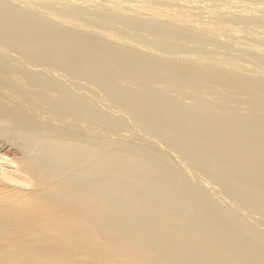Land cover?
<instances>
[{"label":"rangeland","instance_id":"374dc122","mask_svg":"<svg viewBox=\"0 0 264 264\" xmlns=\"http://www.w3.org/2000/svg\"><path fill=\"white\" fill-rule=\"evenodd\" d=\"M0 121L42 196L87 199L118 254L264 264V0H0ZM29 220L0 215V244L111 263Z\"/></svg>","mask_w":264,"mask_h":264},{"label":"bare ground","instance_id":"6f19581e","mask_svg":"<svg viewBox=\"0 0 264 264\" xmlns=\"http://www.w3.org/2000/svg\"><path fill=\"white\" fill-rule=\"evenodd\" d=\"M22 27V26H21ZM29 28V27H28ZM17 29V28H16ZM33 29V28H32ZM46 29V28H45ZM35 30H37V29H35ZM23 31H24V29H23ZM59 41V40H58ZM170 67V66H169ZM3 91V90H2ZM4 99V98H3ZM15 101V100H14ZM9 103V102H8ZM26 104V103H25ZM30 104V103H29ZM20 105H21V103H20ZM34 105V104H33ZM31 109V108H30ZM32 110V109H31ZM24 112V111H23ZM39 116V115H38ZM3 117V116H2ZM14 121V120H13ZM1 122V121H0ZM9 122H10V120H9ZM2 123V122H1ZM3 123H5V124H7L6 122H3ZM2 123V124H3ZM2 124H0V130L1 131H5V129H6V127H4V129H3V125ZM15 124V123H14ZM2 125V126H1ZM6 126V125H5ZM8 126V125H7ZM10 126V125H9ZM12 129V128H11ZM26 134H24V136H25ZM7 136V135H6ZM21 137V136H20ZM19 138V137H18ZM22 139L24 138L23 137V135H22V137H21ZM21 138H19V140H21ZM15 140V139H14ZM14 144V143H13ZM54 145V144H53ZM58 145V144H57ZM14 147V146H13ZM60 147V146H59ZM54 148V150H58L57 149V147L56 146H54V147H52V149ZM56 148V149H55ZM51 151V150H50ZM55 152V151H54ZM52 153V152H51ZM24 166V165H23ZM22 165H21V163L19 164V161H18V159L16 158V154H15V152L14 151H12L11 150V148H9L8 147V145H4V144H0V215L2 216V217H4L5 219H13L14 220V222H12V223H14L15 224V221L16 220H18V222L21 220V219H26V220H29V223H30V221L31 220H33V221H35V220H44L45 222L43 223V226L42 227H40L39 228V225L40 224H38V226H34V230H32V229H30V231L31 232H29V229H27L28 230V235H32V236H39L40 234H44V233H46L45 231H44V228H46L47 226L49 227L50 225L51 226H53L54 224H56L57 225V228L58 227H60L61 229H63V230H65L66 232H67V230H69L70 228H69V226H71V230H73V231H75V233L77 232V231H79L77 228H82V230L84 231H79L80 233L82 232V238H81V235H80V233L79 232H77V233H79V235H78V238H79V240L78 241H80V242H78L77 241V243H79V244H82V245H79V247L80 246H82L83 247V245L85 246L83 249H85L86 251H87V249H86V247L88 248V249H90V248H92V247H100V246H98V245H102V244H100L99 242H98V238H100V237H98V235L95 233V231L92 229V227L91 226H89L88 227V223H87V220H85L86 221V223H87V226L85 225L86 223H85V221H84V218H82V214H83V212H85V210H86V208H87V206H88V204H87V199H80L79 201H74L73 199H72V197L70 196V195H65L64 197L62 196V194H61V196H58L61 192L56 188V185H54V183H53V185L55 186V187H53V185H51L52 186V188H51V192H55V195H56V193L58 194L56 197H58V198H60L59 200L61 201V199H62V201L60 202V201H58L57 203H56V201L54 202V204L53 203H50L49 201H47V198L49 197V198H51V197H53V195H51L52 193H50V196H42V194L40 193V189H42V187H44V188H47V187H45V179L44 178H39V176L37 175V174H34L35 173V171H34V173L32 172V175H31V172L29 173L27 170H26V168H24ZM32 169V168H31ZM30 169V170H31ZM45 173V172H44ZM46 175H47V173H46ZM37 176V177H36ZM48 176V175H47ZM48 181H50V179L48 180ZM53 181V180H52ZM47 184V183H46ZM47 186V185H46ZM50 186V187H51ZM56 188V189H55ZM48 189V188H47ZM60 189V188H59ZM63 193V192H62ZM65 194V193H64ZM56 197H53V198H55L56 199ZM57 198V199H58ZM52 199V198H51ZM51 199H48V200H51ZM52 200V201H53ZM60 202V203H59ZM56 203V204H55ZM59 203V204H58ZM84 215V214H83ZM86 218V217H85ZM40 221V222H41ZM39 222V223H40ZM6 223V222H5ZM32 223V222H31ZM35 223V222H34ZM42 223V222H41ZM3 224V223H2ZM11 224V223H10ZM17 224V223H16ZM19 224H20V222H19ZM18 224V225H19ZM28 224V223H27ZM32 225V224H31ZM34 225V224H33ZM27 226V225H26ZM50 226V229L49 230H54V229H51V228H53V227H51ZM37 227V229H35ZM85 227H88V228H85ZM91 227V228H90ZM31 228V227H30ZM33 228V227H32ZM39 228V229H38ZM55 229H57L56 228V226L54 227ZM60 228H59V230H60ZM72 228H75V229H72ZM59 230H58V232H59ZM63 230L61 231L60 230V232H63ZM77 230V231H76ZM46 231H48L47 230V228H46ZM55 231V230H54ZM54 231L52 232L51 231V233H53L54 234ZM65 231L63 232V233H65ZM25 232H27V231H25ZM44 232V233H43ZM69 232H71L70 230H69ZM21 233V232H20ZM55 233H57L56 231H55ZM75 233H73V234H75ZM77 233H76V235H77ZM26 234V233H25ZM67 234V233H66ZM69 234V233H68ZM68 234H67V236H68ZM44 235H46V234H44ZM44 235H42V239H43V241H45L44 240V238L43 237H45ZM51 235V234H50ZM49 235V236H50ZM71 235V234H70ZM69 235V236H70ZM48 236V235H47ZM55 236V235H54ZM61 236H62V233H61ZM64 236V235H63ZM66 236V237H67ZM71 236H73V235H71ZM4 237V236H3ZM52 237H53V235L51 236V238L50 239H48V241H51L52 240ZM57 237V234H56V236H55V239H57L56 238ZM75 237V236H74ZM28 238V237H27ZM37 238V237H36ZM36 238L34 239V244H36L37 243V245H39V243H41V242H38L39 240L40 241H42L41 239H37V242L35 243V240H36ZM39 238V237H38ZM22 239V238H21ZM33 239V238H32ZM54 239V238H53ZM61 239V238H60ZM71 239H75V238H71ZM11 240V239H10ZM22 240H24V239H22ZM62 240V239H61ZM60 240V241H61ZM70 240V239H69ZM75 240H77V239H75ZM4 241V240H3ZM46 241H47V239H46ZM53 241V240H52ZM56 241V240H55ZM59 241V242H60ZM71 241V240H70ZM70 241H68L67 243H69ZM73 241V240H72ZM102 241V240H101ZM4 242H8L7 240L6 241H4ZM4 242H3V244H0V264H56V263H54L56 260H52L54 257L53 256H51V257H53L52 259H51V257H48L47 259H46V257H44V258H41L40 259V256H36V257H34L33 258V256H32V254H27L26 253V251H27V249H29V248H25V249H21L22 251H25L24 252V254H22L21 253V251H19L18 250V252H17V250H15V248L12 246L13 245V241H12V245H10V244H4ZM32 242V241H31ZM62 242V241H61ZM73 242H75V241H73ZM82 242V243H81ZM20 243V242H19ZM55 243V242H54ZM63 243H66V242H63ZM66 243V244H67ZM102 243H104V241H102ZM28 244V243H27ZM32 244V243H31ZM57 244H59L58 242H57ZM72 244V243H71ZM15 245V244H14ZM60 246L62 245V243H60L59 244ZM75 245V244H74ZM46 246L47 245H44V247H45V249H46ZM67 246V245H66ZM78 246V245H77ZM103 246V247H102ZM101 247L103 248V250L101 251V252H103L104 250L106 251V253H107V255L109 254V255H113V256H115L114 258H117L118 259V261H114V262H116V263H113L112 262V257L113 256H110L111 258H110V261H111V263H113V264H139V263H135V261L133 262V258H131L130 256L128 257L127 256V253H121L120 254V252H119V254H118V252H117V250H116V252H115V250L112 248V247H110L109 245H106L105 243L102 245ZM21 247V246H20ZM24 247H26V246H24ZM28 247V246H27ZM30 247H31V245H30ZM38 247H40V245L38 246ZM37 247V249H40V248H38ZM41 247H42V249H43V245H41ZM49 247V246H48ZM50 248H52V247H50ZM60 248V247H59ZM68 248V247H67ZM67 248H66V250H67ZM71 248V247H70ZM77 248V247H76ZM18 249V248H17ZM32 249H34V248H32ZM48 249V248H47ZM63 250H64V248H62ZM61 249V250H62ZM80 249V248H79ZM78 249V250H79ZM82 249V250H83ZM93 249V248H92ZM114 251H113V250ZM41 250V249H40ZM55 250V249H54ZM60 250V251H61ZM66 250H65V252H66ZM71 250H73V249H71ZM81 250V249H80ZM81 250V251H82ZM91 250V249H90ZM95 250V249H94ZM30 251V250H29ZM29 251H27V252H29ZM85 251V252H86ZM104 251V252H105ZM120 251V250H119ZM50 252H52V251H50ZM67 252H69V250H67ZM66 252V253H67ZM72 253H73V251H71ZM83 252H84V250H83ZM88 252V251H87ZM98 252V251H97ZM125 252V251H124ZM47 253V252H46ZM78 253H81V252H78ZM89 253V252H88ZM100 253V252H99ZM63 254V253H62ZM61 254V255H62ZM87 254V253H86ZM97 254V253H96ZM102 254V253H101ZM104 254V253H103ZM124 254V255H123ZM59 256V257H61V258H63V255H66V254H63L62 256ZM67 255H68V253H67ZM84 255H85V253H84ZM83 255V256H84ZM88 255V254H87ZM87 255H86V257H87ZM108 255V256H109ZM123 255V256H122ZM129 255V254H128ZM46 256V255H45ZM69 256L70 257H74L73 255H70V252H69ZM79 256V255H78ZM89 256V255H88ZM98 256H99V254H98ZM104 256H105V254H104ZM65 257V256H64ZM68 257V256H67ZM77 257V256H76ZM81 257V256H80ZM89 257H91V256H89ZM95 257H97L96 255H95ZM95 257L93 258V259H95ZM118 257H120V259L118 258ZM57 258H58V256H57ZM57 258H54V259H57ZM69 258V257H68ZM67 258V259H68ZM45 259L46 261H43V260ZM49 259H51V260H49ZM59 259L60 258H58V261H56V262H59ZM63 259H65V258H63ZM77 259V258H76ZM76 259H70V260H73L74 262H76L75 260ZM78 259H79V257H78ZM86 259H88V258H86ZM91 259V258H90ZM92 259V260H93ZM99 260V258H96L95 259V261L96 260ZM42 260V261H41ZM62 260V259H61ZM69 260V261H70ZM92 260H90V261H92ZM101 260V259H100ZM99 260V261H100ZM65 261V260H64ZM82 261H84V260H82ZM86 261V260H85ZM89 261V260H88ZM94 261V260H93ZM138 261V260H137ZM66 262V261H65ZM79 262H81V261H79ZM87 262V261H86ZM102 262V261H101ZM104 262V261H103ZM141 262V261H140ZM145 262V261H144ZM76 263H78V262H76ZM75 263V264H76ZM83 263V262H82ZM93 263V262H92ZM98 263V262H97ZM100 263V262H99ZM110 262H109V264H111ZM61 264H65V263H61ZM81 264V263H80ZM86 264V263H85ZM87 264H89V263H87ZM94 264V263H93ZM144 264V263H143ZM145 264H152V262H148V263H145ZM156 264V263H155Z\"/></svg>","mask_w":264,"mask_h":264}]
</instances>
